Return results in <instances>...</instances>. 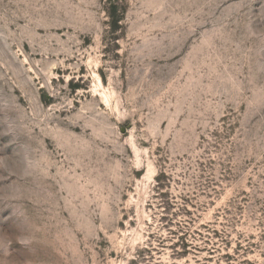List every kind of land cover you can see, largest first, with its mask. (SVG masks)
I'll return each instance as SVG.
<instances>
[{
    "label": "rangeland",
    "instance_id": "rangeland-1",
    "mask_svg": "<svg viewBox=\"0 0 264 264\" xmlns=\"http://www.w3.org/2000/svg\"><path fill=\"white\" fill-rule=\"evenodd\" d=\"M0 264H264V0H0Z\"/></svg>",
    "mask_w": 264,
    "mask_h": 264
}]
</instances>
